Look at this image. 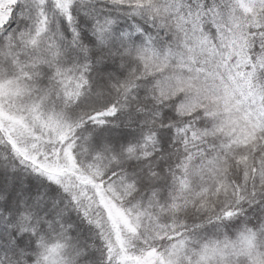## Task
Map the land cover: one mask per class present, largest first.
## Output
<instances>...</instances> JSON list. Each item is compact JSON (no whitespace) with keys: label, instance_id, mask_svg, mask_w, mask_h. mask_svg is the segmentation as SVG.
Wrapping results in <instances>:
<instances>
[{"label":"snow or ice","instance_id":"obj_1","mask_svg":"<svg viewBox=\"0 0 264 264\" xmlns=\"http://www.w3.org/2000/svg\"><path fill=\"white\" fill-rule=\"evenodd\" d=\"M0 264H264V0H0Z\"/></svg>","mask_w":264,"mask_h":264}]
</instances>
